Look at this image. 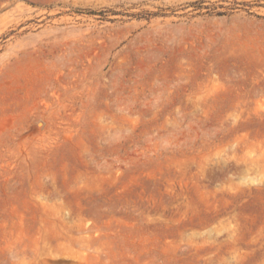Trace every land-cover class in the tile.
I'll list each match as a JSON object with an SVG mask.
<instances>
[{
	"label": "rangeland",
	"instance_id": "rangeland-1",
	"mask_svg": "<svg viewBox=\"0 0 264 264\" xmlns=\"http://www.w3.org/2000/svg\"><path fill=\"white\" fill-rule=\"evenodd\" d=\"M0 264H264V0H0Z\"/></svg>",
	"mask_w": 264,
	"mask_h": 264
}]
</instances>
